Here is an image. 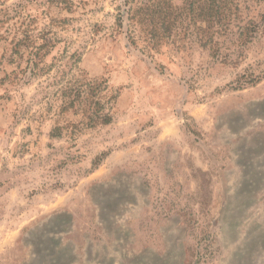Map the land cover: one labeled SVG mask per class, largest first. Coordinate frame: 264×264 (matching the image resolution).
<instances>
[{"label":"rangeland","instance_id":"rangeland-1","mask_svg":"<svg viewBox=\"0 0 264 264\" xmlns=\"http://www.w3.org/2000/svg\"><path fill=\"white\" fill-rule=\"evenodd\" d=\"M0 264H264V0H0Z\"/></svg>","mask_w":264,"mask_h":264},{"label":"trees","instance_id":"trees-1","mask_svg":"<svg viewBox=\"0 0 264 264\" xmlns=\"http://www.w3.org/2000/svg\"><path fill=\"white\" fill-rule=\"evenodd\" d=\"M19 43H20V41L17 42V44H19ZM35 48L38 49L39 47L36 46ZM35 53L37 55V52H35ZM90 89H92V87H90ZM87 118L89 120V123L92 125H94L96 123H101V124L108 123V122H110V119H111L109 113H105V112L101 111V109H94V107L92 108V110L87 115Z\"/></svg>","mask_w":264,"mask_h":264}]
</instances>
